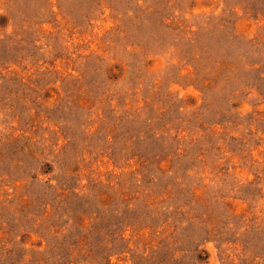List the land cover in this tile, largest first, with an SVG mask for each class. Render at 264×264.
<instances>
[{"label":"rangeland","instance_id":"obj_1","mask_svg":"<svg viewBox=\"0 0 264 264\" xmlns=\"http://www.w3.org/2000/svg\"><path fill=\"white\" fill-rule=\"evenodd\" d=\"M0 264H264V0H0Z\"/></svg>","mask_w":264,"mask_h":264}]
</instances>
